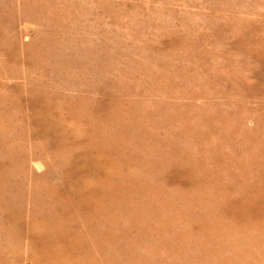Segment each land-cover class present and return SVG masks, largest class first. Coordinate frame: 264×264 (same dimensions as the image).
<instances>
[{
  "label": "rangeland",
  "instance_id": "1",
  "mask_svg": "<svg viewBox=\"0 0 264 264\" xmlns=\"http://www.w3.org/2000/svg\"><path fill=\"white\" fill-rule=\"evenodd\" d=\"M0 264H264V0H0Z\"/></svg>",
  "mask_w": 264,
  "mask_h": 264
}]
</instances>
